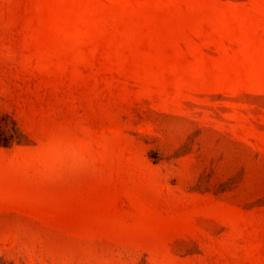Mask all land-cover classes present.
I'll use <instances>...</instances> for the list:
<instances>
[{"label": "rangeland", "instance_id": "rangeland-1", "mask_svg": "<svg viewBox=\"0 0 264 264\" xmlns=\"http://www.w3.org/2000/svg\"><path fill=\"white\" fill-rule=\"evenodd\" d=\"M0 264H264V0H0Z\"/></svg>", "mask_w": 264, "mask_h": 264}]
</instances>
